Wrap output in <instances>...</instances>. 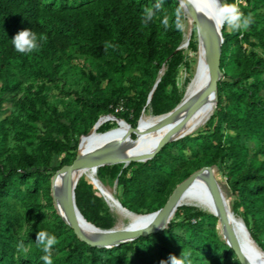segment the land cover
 <instances>
[{
    "label": "trees",
    "instance_id": "obj_1",
    "mask_svg": "<svg viewBox=\"0 0 264 264\" xmlns=\"http://www.w3.org/2000/svg\"><path fill=\"white\" fill-rule=\"evenodd\" d=\"M222 2L251 13L253 23L246 30H220L222 77L202 128L165 142L145 160L99 165L96 175L115 180L121 206L147 214L191 171L202 165L220 167L232 209L239 208L249 236L264 251V0ZM147 8L155 16L144 24ZM177 14L187 22L179 0H0V90L10 92L8 99L39 73L41 58L61 63L78 52L88 59L80 67L86 82L79 105L58 107L43 103L41 95L42 104L21 112L24 119L0 116V264H44L38 231L57 238L53 264H171L170 258L182 252L185 264H241L219 237L216 216L190 204L176 206L162 228L109 247L79 240L54 210L53 220L40 210V197L50 199L51 174L72 161L79 135L89 133L100 113L110 112L133 126L153 83L147 100L150 115L172 112L181 103L176 75L180 65L186 66L178 47L186 30L175 28ZM24 29L44 38L31 54L18 53L12 44ZM190 40L187 46L193 50ZM106 43L114 47L106 51ZM3 100L0 96V112L6 109ZM110 126L103 121L96 129L103 132ZM11 133L31 149L11 152ZM78 178L73 195L81 216L97 227H110L113 218L102 195L89 179ZM26 220L32 222L19 233ZM21 244L24 250L18 248Z\"/></svg>",
    "mask_w": 264,
    "mask_h": 264
},
{
    "label": "bare ground",
    "instance_id": "obj_2",
    "mask_svg": "<svg viewBox=\"0 0 264 264\" xmlns=\"http://www.w3.org/2000/svg\"><path fill=\"white\" fill-rule=\"evenodd\" d=\"M183 4V13L185 9L191 16L187 1L182 0ZM186 17L188 20L187 13ZM210 13H206L204 15V19L207 23V26L213 31L216 32L217 29L214 27L213 22L209 19ZM198 32V30L196 29ZM198 53L196 57L195 69L193 78L190 84V90L188 94L182 99L181 103L178 105V102L172 112L167 115H163L159 118H143L140 120V128L138 129L135 126L133 130L134 134L136 133V138L129 134L130 131L125 130L126 126L123 122L118 124V127L112 129L109 132L103 133H96L97 126L104 120L105 117L101 116L95 123V126L89 131L88 134L84 136H80L79 146L77 150V156L84 157L87 155L92 154L94 151L107 148L111 145H117L119 151V160L129 161L133 157H137L148 153L153 146H155L158 141L164 137L172 136L178 137L180 135H184L186 133H190L195 131L198 127L202 126L206 119L208 118L213 105V97L210 95L203 103L199 104L201 98L204 96L207 84H208V70H207V48L206 43L203 35L201 32H198ZM187 37V30L185 33V38ZM187 45V44H186ZM182 46V44H181ZM171 111V110H170ZM169 112V111H168ZM164 114V113H162ZM161 115V114H159ZM156 124L154 127L150 128L152 124ZM150 128V129H149ZM117 161V162H118ZM139 161V160H138ZM94 168L96 167H85L81 170H71L64 173L56 174L52 181L51 185L54 191L58 194L60 198L64 197L65 190H69L70 198L71 197V189L70 185L73 181L80 179L78 177L84 176L89 178L96 187V189L100 192L101 195L105 196V198L114 206V202L111 200L109 192L105 185L95 176ZM194 195H200L204 197L208 203V209L215 212L214 203L212 201L209 187H208V175L205 171L200 172L196 176L192 177L179 191H177L170 201V205L166 212L164 213L162 219L167 222V220L172 216V213L176 206L182 203H190L191 198ZM112 196V195H111ZM223 196V194H222ZM196 197V196H195ZM117 201V200H116ZM223 204H224V215H225V222L222 225H218L219 232L222 238L227 236L226 233V226L234 233L235 237L238 240V243L245 254V256L252 261L254 264H264V253L261 252L260 248L258 247V255L254 259L250 255V252L245 251L242 248V245L237 237L236 230L234 229V220L233 212L228 209L225 204L224 197H223ZM119 205V204H118ZM120 206V205H119ZM121 207V206H120ZM204 208V206H202ZM126 212V217L128 219V223L126 226L130 227H138V226H145L151 225L153 221L157 218V213L151 212L147 214H137L131 213L121 207ZM206 209V207H205ZM59 212V210H58ZM236 217V216H235ZM77 221L78 225L80 226L81 230L88 236L93 238H98L102 235L103 232L113 233L119 230L109 231L103 230L99 227L94 226L93 224L86 222L79 214H77ZM238 223V222H237ZM241 223V222H240ZM242 226V225H241ZM242 229V228H241ZM239 231V230H238ZM254 242V241H253ZM255 243V242H254ZM256 244V243H255Z\"/></svg>",
    "mask_w": 264,
    "mask_h": 264
},
{
    "label": "rangeland",
    "instance_id": "obj_3",
    "mask_svg": "<svg viewBox=\"0 0 264 264\" xmlns=\"http://www.w3.org/2000/svg\"><path fill=\"white\" fill-rule=\"evenodd\" d=\"M184 12L187 13V16H188L187 22L184 20V16L182 20V23L184 25L183 29L187 30V37L185 39L184 38L182 39L178 47L183 48L184 58L186 60V66H184L183 64L180 65L177 71V75H176L177 86L179 88L180 94H182V97H185L188 94L190 90L189 85L192 81L193 74L195 72L194 69H195L196 57L198 53L197 45H198V34H199L196 31V26H195V23L192 17L189 16V13L187 12L186 9ZM190 38H191L190 41L194 43L193 50H190L189 47L186 45ZM195 42H196V48H195ZM61 60H62L61 63H58L57 58H53L49 61H47V57L41 58L38 63L39 73L36 74L35 77H31L27 79L26 81H24L23 83H21L19 89L15 93H13L12 99H8L10 92L0 90V96L4 99L2 101V105L6 106V109L0 112V116H9V118L13 117V118L24 119V115L21 114V112H23L25 110V107L27 106H38L39 104H42L40 103L41 95H44L43 103L55 104L58 107H62V106H72L73 107V106L79 105L80 103L79 98H84L83 96L85 95L84 84L86 82L85 78L80 74V67L87 65L86 63H88V59H86L83 55L79 54L78 52H73L72 55L69 58H67V60L65 59H61ZM159 72H161V70ZM219 77H222L221 71H220ZM149 90H148L147 98L145 100L146 105L144 104L142 108L140 109V112L137 118L135 119V122L133 125L135 126L137 124L136 126L138 127V129L140 128L139 126H140L141 119L149 118V117H150L149 119L159 118L171 112L170 111L165 114L158 115V116L150 115L152 113L147 104ZM100 115L105 117V121L111 122L110 127L114 126L112 128L109 127L110 129L103 131V132H109L112 129L117 128L120 122H123L125 124L126 126L125 130L127 129V127L130 126L124 119L117 118L115 115L111 114L110 112L100 113L98 116ZM199 128H202V126L198 127L197 129ZM90 130L91 128L87 132H89ZM103 132L96 131L97 134L103 133ZM129 134L133 137V139L136 138V133L134 134L133 131H131ZM9 148L11 152L19 153L22 151H29L31 149V145L26 143L22 138H19L16 135H13L11 133L10 138H9ZM76 152H77V149H76ZM56 159H57L56 156H54L53 163H56ZM3 160H4V157H3ZM118 162L122 163L123 160H120ZM94 173H95V176H97L95 168H94ZM212 174L220 188V191L223 194L226 206L227 207L229 206L228 209L231 210L233 214L236 216V217L233 216V220L235 223L234 229L235 230L237 229L235 232L237 234V237L239 236L238 239L242 245V248L245 251L250 252V254H252L250 255L252 257L251 259H254L258 255L259 249L257 245L253 242L251 237L249 236L246 226L242 220L239 208L237 207L235 209H232V205H231L232 195L229 193L225 177L223 176L221 172V168L212 167ZM98 179L105 185V187L107 188L109 192V195L110 194L112 195V196L110 195L111 200L115 203L113 206L105 198V196L102 195L103 198L101 197V199L103 201V204L106 206L109 214L113 218V223L111 225L112 227L110 226L111 228L109 229V231L119 230L127 225L128 219L126 217V213H125L126 211L123 210L116 201L117 198H116L115 193L117 192V189L115 186V180L111 178V176H109L108 174L100 176L98 177ZM90 182L93 183L91 180ZM92 187L95 191L94 186ZM47 188H48L47 189L48 194L50 195V199L49 201H47L45 197L43 196L40 197V201L42 203L40 210L41 212L44 213V217L46 220H53L54 218H53L51 211L54 210L56 213L57 211L53 204L51 193H50V178H49V183H48ZM185 204H190L196 208H199V209L202 208L201 210L212 213V211L207 210L209 208L208 207L209 205L206 199L200 195L192 196L191 202L185 203ZM202 206H204V208ZM31 222H32L31 220L24 221L19 233H23L25 230H27ZM125 228H130V226H126ZM216 228H217V233L219 237L222 238L218 227ZM24 249L25 247H23L21 250H24Z\"/></svg>",
    "mask_w": 264,
    "mask_h": 264
},
{
    "label": "water",
    "instance_id": "obj_4",
    "mask_svg": "<svg viewBox=\"0 0 264 264\" xmlns=\"http://www.w3.org/2000/svg\"><path fill=\"white\" fill-rule=\"evenodd\" d=\"M187 5L189 8V11L191 13L192 19L195 23L196 29L198 32H201L205 39L206 48H207V70H208V84L205 91L204 96L201 98L199 104L203 103L210 95L213 97V101L215 104L216 99V81L219 78L220 75V69H219V56H220V43H221V31L213 32L208 26L204 19V15L206 14L205 11L202 10V6L200 3V0H186ZM180 6L183 11V2L182 0H179ZM154 86V83L152 87L149 90V95ZM176 105V104H175ZM174 105V106H175ZM214 106V105H213ZM98 118V117H97ZM94 121L92 126L90 128H93L95 126V123L97 121ZM156 124H152L149 126L150 128L154 127ZM136 126V125H135ZM135 126H129L127 127V131H133L135 129ZM149 128V129H150ZM182 136V135H180ZM178 136V137H180ZM80 137V136H79ZM177 137L167 136L158 141V143L153 146V148L148 151V153H145L143 155L133 157L130 160H145L153 155V153L165 142L175 139ZM78 145V143H77ZM117 145H111L107 148H102L99 150L94 151L92 154L79 157L77 156V152L75 153L74 158L71 162L65 163L60 165L58 168L54 170V172L50 176V193L52 197L53 204L56 208L57 213L61 217V219L72 229L75 236L87 244L97 246V247H109L112 245H118L122 242L131 240L132 238L138 236V235H144L149 232H154L160 228H162L166 223L162 219L164 213L168 209L170 205V201L174 194L179 191L192 177L196 176L202 171H205L208 175V187L210 191V195L212 198V201L214 203L215 212L212 213L216 216L217 222L216 227L218 225H222L225 222V215H224V204H223V196L222 192L220 191V188L212 174V167L210 165H202L198 167L197 169L191 171L188 175H186L184 178L176 182L169 193L167 194L164 202L155 210L157 213V218L153 221L151 225H145V226H138V227H130V228H123L122 230L109 233V232H103L102 235L98 238H93L91 236L86 235L78 225L77 221V214H80L78 211L75 202H74V195H73V187L75 184V181H73L70 185L71 189V197L69 190H65L64 197L60 198L58 194L54 191L51 181L53 177L58 173H64L71 170H81L85 167H97L102 164H109V163H115L120 158L119 151L117 150ZM129 160V161H130ZM128 161H123L122 166L125 165ZM117 200V199H116ZM117 203L121 206L120 202L117 200ZM123 207V206H121ZM126 209L125 207H123ZM59 210V212H58ZM129 211L128 209H126ZM150 211V212H153ZM131 212V211H129ZM149 213V212H147ZM82 217V216H81ZM83 218V217H82ZM84 219V218H83ZM85 220V219H84ZM86 221V220H85ZM88 222V221H86ZM91 223V222H89ZM93 224V223H91ZM94 225V224H93ZM95 226V225H94ZM97 227V226H96ZM148 227V228H147ZM100 228V227H99ZM103 230H109L108 228H101ZM226 233L227 236L223 238V241L233 250L235 257L238 259V261L241 264H254L252 261H250L245 254L243 253L237 238L235 237L234 233L226 226ZM252 239V238H251ZM261 252L264 253L262 249H260Z\"/></svg>",
    "mask_w": 264,
    "mask_h": 264
},
{
    "label": "clouds",
    "instance_id": "obj_5",
    "mask_svg": "<svg viewBox=\"0 0 264 264\" xmlns=\"http://www.w3.org/2000/svg\"><path fill=\"white\" fill-rule=\"evenodd\" d=\"M200 3L202 10L211 14L209 19L213 22L217 31L222 30L225 26L232 30H246L253 23L252 14L248 13L245 15L235 3L221 2V0H200ZM160 7L161 4L159 3L155 5V9H159ZM154 16L155 11L153 8L145 9L142 23L147 24L153 20ZM162 23L165 29L169 27V20L166 16L163 18ZM175 28L177 30H183L184 28L179 14H177L175 19ZM42 39L44 38H38L30 29H24L14 36L12 44L18 53L31 54L40 47V40ZM110 46L106 43L105 50L107 51ZM36 243L45 253L41 257L44 264H53L51 250L58 243L57 238L54 235H49L46 231H38L36 233ZM22 247V244L18 245V248ZM170 259L171 264H185V254L183 252L179 258L172 256Z\"/></svg>",
    "mask_w": 264,
    "mask_h": 264
},
{
    "label": "built area",
    "instance_id": "obj_6",
    "mask_svg": "<svg viewBox=\"0 0 264 264\" xmlns=\"http://www.w3.org/2000/svg\"><path fill=\"white\" fill-rule=\"evenodd\" d=\"M235 1H239V0H235Z\"/></svg>",
    "mask_w": 264,
    "mask_h": 264
}]
</instances>
